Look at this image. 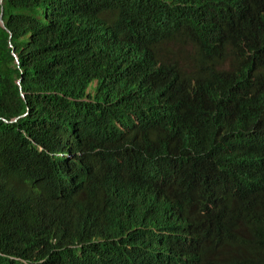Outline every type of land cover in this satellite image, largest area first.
I'll return each mask as SVG.
<instances>
[{"label":"trees","instance_id":"trees-1","mask_svg":"<svg viewBox=\"0 0 264 264\" xmlns=\"http://www.w3.org/2000/svg\"><path fill=\"white\" fill-rule=\"evenodd\" d=\"M0 10V264L264 263V0Z\"/></svg>","mask_w":264,"mask_h":264},{"label":"clouds","instance_id":"clouds-1","mask_svg":"<svg viewBox=\"0 0 264 264\" xmlns=\"http://www.w3.org/2000/svg\"><path fill=\"white\" fill-rule=\"evenodd\" d=\"M177 230H178V232L181 235V238H182L181 241L184 242L186 244L187 248H188L189 244H190V241H187L188 238H189V233L187 232V227L185 225H183V224H180V225L177 226V229H176V227L174 228L175 234L178 233ZM145 240L148 241L149 239L145 238ZM146 241L142 240V248L144 250H146V251L152 250L157 245V244L150 245ZM187 248L185 247L184 250H181L180 248L176 247V249L170 254V257L168 259V264H174L172 262V260H171L172 256L173 257L175 256L178 259V261H179L178 264H199L200 263V258L199 257H198V259H195V260H193V259L192 260H188L187 259V252L186 251H191V250H189ZM191 252H193V251H191ZM193 255H195V254L193 253ZM262 264H264V263H262Z\"/></svg>","mask_w":264,"mask_h":264},{"label":"water","instance_id":"water-1","mask_svg":"<svg viewBox=\"0 0 264 264\" xmlns=\"http://www.w3.org/2000/svg\"><path fill=\"white\" fill-rule=\"evenodd\" d=\"M0 24H3V21H2V19H1V10H0ZM14 55V54H13ZM14 60H15V62H17V59H16V56L14 55ZM15 119V118H14Z\"/></svg>","mask_w":264,"mask_h":264}]
</instances>
